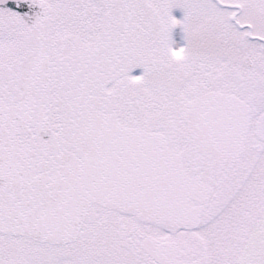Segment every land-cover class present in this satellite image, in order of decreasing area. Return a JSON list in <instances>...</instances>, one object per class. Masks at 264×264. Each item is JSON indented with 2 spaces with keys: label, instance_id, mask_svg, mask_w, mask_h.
Listing matches in <instances>:
<instances>
[{
  "label": "snow or ice",
  "instance_id": "obj_1",
  "mask_svg": "<svg viewBox=\"0 0 264 264\" xmlns=\"http://www.w3.org/2000/svg\"><path fill=\"white\" fill-rule=\"evenodd\" d=\"M0 264H264V0L0 7Z\"/></svg>",
  "mask_w": 264,
  "mask_h": 264
},
{
  "label": "rangeland",
  "instance_id": "obj_2",
  "mask_svg": "<svg viewBox=\"0 0 264 264\" xmlns=\"http://www.w3.org/2000/svg\"><path fill=\"white\" fill-rule=\"evenodd\" d=\"M173 15L176 16L177 18L182 17V11L180 9H173ZM173 38L176 41V44L174 46H179L183 43L182 40V33H181V29L179 26H177L174 30H173ZM142 71V69L137 68L134 70L133 74H139Z\"/></svg>",
  "mask_w": 264,
  "mask_h": 264
},
{
  "label": "water",
  "instance_id": "obj_3",
  "mask_svg": "<svg viewBox=\"0 0 264 264\" xmlns=\"http://www.w3.org/2000/svg\"><path fill=\"white\" fill-rule=\"evenodd\" d=\"M3 6H7V7H12V8H14V7H15V1H9V2L5 3ZM28 8H29L28 4L25 3V4L22 6V9H20V10H21V11H28ZM32 11H33V12H37V11H39V9H38V7H36V6H33Z\"/></svg>",
  "mask_w": 264,
  "mask_h": 264
},
{
  "label": "flooded vegetation",
  "instance_id": "obj_4",
  "mask_svg": "<svg viewBox=\"0 0 264 264\" xmlns=\"http://www.w3.org/2000/svg\"><path fill=\"white\" fill-rule=\"evenodd\" d=\"M7 1H9V0H7ZM0 7H3V4H0Z\"/></svg>",
  "mask_w": 264,
  "mask_h": 264
}]
</instances>
